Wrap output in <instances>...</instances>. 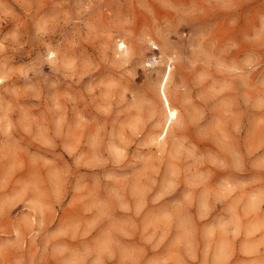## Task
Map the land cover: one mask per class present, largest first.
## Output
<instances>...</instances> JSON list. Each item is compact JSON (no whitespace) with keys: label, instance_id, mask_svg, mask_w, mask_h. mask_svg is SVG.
I'll return each mask as SVG.
<instances>
[{"label":"rangeland","instance_id":"374dc122","mask_svg":"<svg viewBox=\"0 0 264 264\" xmlns=\"http://www.w3.org/2000/svg\"><path fill=\"white\" fill-rule=\"evenodd\" d=\"M0 264H264V0H0Z\"/></svg>","mask_w":264,"mask_h":264},{"label":"bare ground","instance_id":"6f19581e","mask_svg":"<svg viewBox=\"0 0 264 264\" xmlns=\"http://www.w3.org/2000/svg\"><path fill=\"white\" fill-rule=\"evenodd\" d=\"M117 47H118V49L120 51L126 50L125 49L126 48V44H124V42H122V41L118 42V46ZM156 61L158 62V60H156ZM170 72H171V65L168 64L166 66V69H165V71L163 73L161 82L159 84V89H160V93H161V96H162L163 108H164V110L166 112V115H167L166 123H165L164 127L162 128V130L160 131V133L157 136V140H158V142L160 144L164 143V141H165V137H166V135L168 133V128H169L170 123H172L178 117V110L176 108L170 106V102L168 100L169 98H167V96L165 94V91H164L166 82H167V80H168V78L170 76Z\"/></svg>","mask_w":264,"mask_h":264},{"label":"built area","instance_id":"2783aa9c","mask_svg":"<svg viewBox=\"0 0 264 264\" xmlns=\"http://www.w3.org/2000/svg\"><path fill=\"white\" fill-rule=\"evenodd\" d=\"M153 47H154V46H153ZM153 62H155V59H153V61H151V62H150V64L152 65V64H153Z\"/></svg>","mask_w":264,"mask_h":264}]
</instances>
